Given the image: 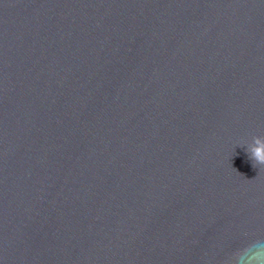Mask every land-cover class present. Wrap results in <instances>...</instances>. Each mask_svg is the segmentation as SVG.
Instances as JSON below:
<instances>
[{
	"label": "water",
	"instance_id": "1",
	"mask_svg": "<svg viewBox=\"0 0 264 264\" xmlns=\"http://www.w3.org/2000/svg\"><path fill=\"white\" fill-rule=\"evenodd\" d=\"M257 136L264 0H0V264H236Z\"/></svg>",
	"mask_w": 264,
	"mask_h": 264
},
{
	"label": "clouds",
	"instance_id": "2",
	"mask_svg": "<svg viewBox=\"0 0 264 264\" xmlns=\"http://www.w3.org/2000/svg\"><path fill=\"white\" fill-rule=\"evenodd\" d=\"M254 145L246 149L250 158L254 160L253 166L264 165V138L255 137ZM236 264H264V242L253 241L252 244L242 249L236 256Z\"/></svg>",
	"mask_w": 264,
	"mask_h": 264
}]
</instances>
